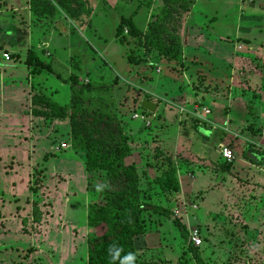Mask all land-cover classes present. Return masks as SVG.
I'll return each instance as SVG.
<instances>
[{"label": "rangeland", "instance_id": "1", "mask_svg": "<svg viewBox=\"0 0 264 264\" xmlns=\"http://www.w3.org/2000/svg\"><path fill=\"white\" fill-rule=\"evenodd\" d=\"M61 1L62 4H58L57 0H36L34 9L41 16L38 18L43 20H47L53 12L58 13L60 18L57 21L64 22L56 23L57 27H55L60 35L68 34V39L62 42H59L57 35L55 36L56 42L63 48L59 54L62 55L66 49L67 56L58 57L55 56L56 52H53L49 58L44 59V63L50 64L53 69L51 77L53 80L56 79L61 87L58 84L53 87V81L49 82L48 79L41 84L45 86L47 93L51 94V91L55 89L54 91L59 93L57 101L64 107L59 109L58 105L50 103V99H45L41 92L42 98L37 95L33 96L48 105L43 108V113L49 115V121L39 122L41 131L45 129L46 132L42 133L38 141H33L36 143L33 152H30L31 138L24 136L25 123H22L23 127L19 126L21 130L19 131L18 128L15 130L13 127L21 123L0 122V264H88V240L91 236L102 233L101 229L89 227L88 214L94 206H101L100 204L105 203L95 190L100 193L106 180L104 176L90 180V175L85 169V153L82 150H75L72 146L71 118L73 115L79 117L85 115L88 119H93L95 115L93 112L102 109V112L105 110L106 113L112 114H109L110 116L116 115V119L122 124L123 131L126 133V128L123 126L125 117L131 122L140 121L133 119V116L140 114V111H136V105L129 103L126 97L128 95L131 97L134 92H139L138 89H144L147 86L145 81L142 83L139 79H132L129 74V71H133L134 68L127 63L126 57L130 51L126 46L131 45L134 48L135 45L131 40L132 35L128 33L131 32L128 30L130 28L125 24L123 25L124 34H126L124 42H127V45L118 44L119 37L115 41V30L119 22L132 16V20L138 26L135 27L145 32V28L150 27V21L161 19V11L160 13L158 11L166 5L164 9L173 11L169 21H189L190 23L187 26L190 44H188L187 52L194 51V48L210 52L208 57L198 54V57L203 59L202 61L210 65L203 62L201 68L195 69L207 72L209 66L217 68L215 71H209L210 77L213 78L220 72L228 73L224 64L230 61L234 54L238 57L247 56L254 52L260 53L262 50L260 48V50L253 51L245 47L244 51L238 52L237 45L238 39L245 37V33L239 32V29L250 26L252 21H259L253 19L257 18V14H264V0L253 2L249 0H196L190 16L183 11L188 3H179L181 6L178 9L174 0H79L74 3L71 0ZM81 2L87 8H91L90 17L82 13L70 19L68 17L70 14L66 15L62 11L63 5L70 4V9L74 13L80 12L82 11L80 10ZM3 4L0 0V39L10 36L6 24L10 26L11 21L23 20L17 12L10 10V7L3 9ZM181 7L184 8L181 9ZM64 29H67L66 32ZM41 36H47L45 30ZM41 49H44L47 54L45 47ZM2 50L3 48L0 47L1 52ZM139 51L140 54L135 53L142 59L139 68L146 76L149 89L154 87L153 93L164 99L163 95L172 97L174 86L187 85V81L182 77L178 80L165 68L161 69V74L156 73L161 65L157 63L168 61V59L166 60L156 51L148 50L147 47H140ZM21 59L14 56L9 58L10 63L26 64L28 57ZM77 68L80 70H76ZM175 68H172L175 73H181L184 66L177 65ZM195 69L191 71L196 72ZM41 74L48 73L42 72ZM73 74L77 75L84 84L91 83L96 87H107L111 90L70 92V77ZM173 80H175V85ZM36 82L39 80L37 79ZM158 82L163 84L162 90ZM149 89L146 90L149 91ZM74 95H77L76 105L71 102ZM30 96L33 99L31 94ZM165 101L170 103L169 99ZM163 105L168 108L166 104L163 103ZM25 107L30 111L31 107L28 105ZM23 109L25 110L24 107ZM260 112V121L254 125L255 129L250 126L255 136L264 129V116H262L264 115V101H261ZM180 116L184 117L182 122H178L179 131H182L180 133H189L191 140L192 138L197 139L198 142L199 138L204 142L205 139L197 134L198 130L204 135L206 132L204 126L198 129L200 124L204 123L201 118H196L188 112L181 113ZM202 118L205 116L202 115ZM210 118L217 125H223V122L227 120L220 108L214 106ZM54 119L62 121L64 125H60L59 128L58 122ZM150 119L151 126L145 127L147 132L143 136H136L135 144L131 147L132 158L126 159L125 163L127 165L141 163L142 165L138 203L168 211L171 218L168 220L154 216V221L148 224L145 235L135 242L139 259L154 264H196L188 250L187 243L181 238L173 224V221H179L186 227L189 233L188 240L198 249L205 264H264V188L261 191L260 202L252 193H249V190L247 191L249 194L241 197L246 202L244 206L243 203L240 205L242 209L247 207L246 205L260 208L257 218L252 217L254 215L252 208L245 213L231 211L228 209L231 203L226 202L221 193L210 196L211 194L205 191L210 187L200 189L199 194L198 192L192 194L194 190L188 193L186 190L183 193L180 190L179 194L172 197L163 194L160 183L156 181L165 173V170H159L158 165L167 159L163 156L172 154V143L170 138L167 139L166 135H163L164 119L161 118V122L156 124L155 120ZM168 121L172 122V119ZM173 124L177 126L174 121ZM32 125L35 129L36 125ZM56 125L58 127H55ZM217 132L221 131L217 130ZM211 142H214L213 138H210ZM61 143L68 145L67 150H58ZM222 143L234 151L236 159H243L241 153L248 145L250 153L258 156L264 155L259 147L248 142L238 144L231 142L230 144L227 139ZM208 146L209 149L210 145ZM140 149L142 153L139 152ZM213 150H207L204 156L211 158ZM186 157L188 156L179 158L177 162L172 159L174 166L182 165ZM223 160L219 156L214 163L215 167L210 165L213 163H210L208 159L201 160L200 162L204 163L201 166L196 164L197 168L206 175L207 170H211L212 176L218 182L215 184L216 189L227 188L229 183L226 179L230 176L234 177L227 171L229 163ZM187 161L186 159L185 162ZM208 163L210 164L205 166ZM147 164L158 172L144 170ZM251 165L256 168L259 166L252 163ZM261 168L259 170L262 171L263 176L260 178L263 180L256 178L258 175L255 174L256 170L251 172L244 168L243 173L246 178L240 173L243 179L241 181L254 178L257 179L255 180L257 183L264 185V169L261 170ZM194 171L184 172L187 176L186 181L190 183V189H194L192 184L194 186L195 176H201L195 168ZM204 177L206 180L209 179L207 176ZM201 195L207 197L208 200L203 203L204 198ZM35 207L38 212H41V221L37 223L33 213ZM201 213L204 215L203 219H199ZM194 235L200 241L199 246L191 240Z\"/></svg>", "mask_w": 264, "mask_h": 264}, {"label": "crops", "instance_id": "2", "mask_svg": "<svg viewBox=\"0 0 264 264\" xmlns=\"http://www.w3.org/2000/svg\"><path fill=\"white\" fill-rule=\"evenodd\" d=\"M188 1L191 2V8L187 12L188 16H190L191 10L196 0ZM249 1L253 2L254 0ZM2 3H4L2 6L3 9H9L7 7H10V10L17 12V15L20 16L23 20L11 21L12 25L10 24V26L6 24L5 26L6 28H8V33L10 36L6 37L8 40L6 38L0 39V47L3 48L2 52L0 51V122L3 121L2 123H21L13 127L15 130L17 128L19 129V126L21 127L22 123H25L26 127L24 136L27 135L29 138H31L30 143L32 149L30 148V152H33V148L36 144L33 143V141H38L42 133L46 132L45 129L41 131L39 122L41 120H43V122H47L49 121V118H42L34 116L32 114L34 104L32 102L30 94L32 95V97L35 95L43 97L40 95L41 92L45 96V99H50L49 101L51 103H54L59 107H64V105H60V103L57 101L59 93L57 91L55 92V89H53L50 94V92H45V86H41L42 82H44L46 79H48L49 82L53 81V87H55L56 84L61 87V84H59L56 79L53 80V78L51 77L52 75L50 74H41L40 76L33 75L32 68H29L25 63H10V60L6 61L3 59V54H8L10 57H20V59L22 58L21 60H23V58H27L30 53H33L43 62L44 59L49 58L50 55L53 54V52H56L57 55L55 56L65 57L67 56V51L66 49H64V53L62 55L59 54L63 50V48L58 42H56L55 36L57 35L60 40L59 42H62L68 39V34L65 33L66 35H60L56 29V23L64 22L57 21L60 18L58 13L53 12V15L51 17H49L47 20H43L42 18H38L33 15L29 7V0H2ZM257 15V18L253 19H258L259 21H252L250 23V26L239 29V32L245 33V37H241L238 39L239 42L237 45V51H244L245 47H248L249 49H253V51L256 49L260 50L261 48V52H254V54L252 53L248 54L247 56L239 57L237 54H234V57L232 56L233 58L230 59V61H226L224 64L225 70L228 73L224 74L223 72H220L217 76L215 74V78L210 77L209 71H215L217 68H210L209 66L207 72H204L201 69H195L201 68L203 62H205L202 61L203 59H200L198 57V54L208 57L210 55V52L204 49L200 50L199 48H194V51L187 52L190 45L188 40L189 32H187V26L190 23L189 21H180L181 58L178 62L170 60L158 62L157 64L160 63L161 65L160 70L156 71V73H160L161 69L165 68L172 76H176L178 80L182 77V79L187 81V85L174 86L173 93L171 94L172 97H165V95H163L164 99H162V97H160L158 94L153 93L152 89L154 87L152 89H149L150 86H148L149 84H147L146 76L141 73V69L139 68L142 62L139 65L130 64L131 67L134 68L132 69L133 71H129L132 79H139L142 83L145 81L147 86L144 87V89H138L139 92H134L131 97H129V95L126 97L127 101L136 105V107L138 104L141 105L143 101H148L156 106V111L155 113H151L149 120L143 116L144 121L131 122L132 127L129 129L128 133L129 135H131L133 140H136V136H143L147 132L146 128L142 133H138L136 131L138 127L141 126V122H145V127H150V118H152V120H155V124L159 123V121L161 122L160 119L163 118L165 121V124L163 123L165 125L163 135H166L165 137L167 139L170 138V142L172 143L171 149L174 151V153L172 151V154H170L169 156L172 157L175 162H177L179 158H183V156L185 155L188 156L184 159L185 161L186 159L188 161H184L182 165L180 164V166H178L179 170L177 171L180 190H182V193L185 192V190L186 193L194 190V192H192V194H194L200 189L202 190L206 189V187H210L205 191L208 192V194H211L210 196H215L217 193H221V196H224L226 202L231 203V207L228 208L231 211L235 210L237 213H245L250 211V208H252V214H254L252 216L253 218L258 217L260 208L257 209V207L255 206L252 207L246 205L247 207H244L242 209L240 205H242L243 203L244 206V203L246 202L241 197L244 194L247 195L249 193H252L253 196H255L256 199L258 198V201L260 202V196L262 194L261 191H263L262 188H264V185L262 183H257V181L255 180H260V176H263L262 171L260 172L259 170V168L261 167L257 166L258 168H256L244 159H236L234 151L229 147L232 152L233 159L231 162H228L230 168L227 171L234 175V177L230 176V178L226 179L229 183V185L226 186L227 188L216 189L215 184H217L218 182H216V180L212 176L211 170L208 169V173L206 175V173L197 168L196 164L198 166H201L204 163L200 161L208 159L210 163L213 164L208 163L205 164V166H208L209 164L214 166V163L217 161L218 157H221L218 147L223 143L221 141L218 142L217 140H215L214 134L215 132H217V130L223 132V139H228V142L230 144L248 142L251 145L259 147L260 152L264 153V136H262L264 129H262V131L257 136L253 135V132L250 129V126L251 128L253 127L255 129L254 125H256L258 121H260V104L261 101H264V14L259 13ZM132 22L136 27H138L134 21ZM150 22L152 23L154 21ZM148 29V27L145 28V32L141 29L138 30L146 34L148 32ZM43 30H45L47 36H41ZM224 40H226V38ZM41 47H45L47 54H45L44 49H41ZM135 53L140 54V51L136 50ZM165 59L167 60V58ZM205 64L210 65L208 62H205ZM177 65L180 67L184 66L181 73H175L172 70V68L176 69L175 67ZM192 69H195L196 72H192ZM37 79L39 80V82H36ZM172 82L174 85L176 84L175 80H173ZM253 82L254 84H252ZM158 83L161 84L160 90H162L163 84L161 82ZM156 87L159 88V86ZM145 88H148L149 91H147ZM165 99H169L170 103H167ZM163 103L166 104L168 108L163 105ZM27 105L28 107H31L30 111L25 107ZM213 106L220 108L223 115H226L227 120L223 122V125H217V123L210 118ZM23 107L25 108V110L23 109ZM187 112L190 115L195 116L196 118H201L202 122H204L203 125L200 124L198 129L204 126V130H206L205 135L199 133V130L197 129V134L201 135V137L205 139L204 142L199 138V141L197 142L196 137V140H194L193 138L191 140V136L189 135V133L181 134L182 131H179L178 122H182L184 119V117L180 116V114H184ZM202 115L205 116V118H202ZM170 119H172V122L168 121ZM54 121L58 122L59 128L60 125H64L62 121H59L57 119H54ZM173 121L177 123V126L173 124ZM29 123L31 124L30 126ZM32 124L36 125L35 129L32 127ZM55 127L58 126L56 125ZM19 131L21 130L19 129ZM210 138H213L214 142L210 143ZM134 144L135 142L133 141L131 146H134ZM208 145H210L209 149ZM207 150L214 151L211 154V158H207L204 156ZM140 151L142 153V149H140L139 152ZM194 168L195 170H198L200 172L201 176H195L194 186L192 184V187H194V189H190V183L186 181L187 176L184 174V172L194 171ZM244 168H247V171L251 170V172L253 170H256L255 174H258L256 177L257 179L252 178L250 180L244 181L245 183L242 182L241 180L243 179L240 177V173L244 174ZM246 174L248 173L246 172ZM203 175L207 176L209 179L206 180ZM248 190L249 193H247ZM199 193L200 192H198V194ZM202 198H204L203 203L208 200V198L205 196H203ZM235 205L237 206L235 207ZM203 218L204 215H202L201 213L199 219Z\"/></svg>", "mask_w": 264, "mask_h": 264}, {"label": "trees", "instance_id": "3", "mask_svg": "<svg viewBox=\"0 0 264 264\" xmlns=\"http://www.w3.org/2000/svg\"><path fill=\"white\" fill-rule=\"evenodd\" d=\"M35 1L36 0H29V7L33 15L38 17V12L34 9ZM77 1L79 0H71L72 3ZM174 1L177 3L178 9L181 6L179 3L187 2L188 6L183 10L186 13L191 8V2L188 0ZM57 3L62 4V1L57 0ZM80 6V10H82L80 12L74 13L70 9V4L63 5L62 11L66 13V15L70 14L68 16L70 19L76 18L82 13L90 17L92 14L91 8H87L83 2L80 3ZM165 6L166 5H164V7ZM164 7L158 11L159 13L161 11V19H159V21L156 19L152 22L146 34L135 27L132 22V16L121 21L117 26L115 38L116 41L120 38L117 42L122 46L127 45V42H124V36H126V34H124L123 25L129 26L130 29L128 30L131 31L128 33L132 35L131 40L134 42L135 47L133 48L131 45L126 46L130 51L127 56L128 64L139 65L142 62V59L135 55L136 50H140V47H147L148 50H154L170 61L178 62L180 60V21H169L173 11L164 9ZM183 8L184 7H181V9ZM52 15L53 13L47 18ZM26 65L32 68L33 75H39L42 72L48 74L53 73L51 65L41 61L33 53L29 54ZM76 70H80V68ZM115 82H117V80ZM70 89L74 92L77 90L97 92L111 90L107 87H96L91 83L84 84L75 74L70 77ZM76 96L77 95H74V99L71 101L72 104L75 105L78 103L77 100H75L77 98ZM37 99L36 97L32 99L34 104L32 114L42 118H49V115L43 113V108L48 107V105H45L42 100ZM60 108L62 109L63 107H59V109ZM136 111H140V114L146 119L151 116V113L143 110L140 104L137 105ZM93 113H95L93 119H88L85 115H82V117L73 115L70 124L72 146L75 150H82L85 153V169L90 175V180L97 179L100 176H104L106 180L103 186L101 185L100 193L94 189L97 195L100 194V197H102L105 203L100 204L101 206H94V209L91 208L88 214L89 227L102 230L100 235L91 236L88 240V264H121L123 258L128 253L135 254L136 260L134 264H154L139 259L135 242L138 238L145 235L147 226L154 221L155 215L168 220L171 218V215L168 211H164L160 208L138 203L139 184L141 183L140 170L142 165L141 163H138V165H127L125 163L126 159L132 158L133 151L131 144L135 140H133L128 133L129 129L132 127L129 118L125 117L124 120L123 126L126 128L125 133L121 126L122 124L116 119V115L110 116L112 114L109 112L106 113L105 110L102 112V109H98V111H94ZM143 130H145V122H141V126L138 127L137 132L141 133ZM223 135L224 134L220 132H215V140L223 142ZM248 148H250L249 145L244 148L241 157L249 163L259 165L264 169V155L260 154L258 156L254 153H250ZM163 157L167 159H165L162 164L158 165V169L165 170V173L162 174L161 172L162 175H159L160 177L156 182L160 183L161 192H163V194L172 197L179 194L180 191V183L177 175L178 166H174L172 157ZM142 160L144 161V159ZM228 167L230 168L229 164ZM229 168H227V170H229ZM144 170L158 172L155 171L154 167L148 164ZM155 178L152 182H154ZM117 184L120 185L117 186ZM169 193L172 194L169 195ZM33 213L35 222H40L41 212H38L35 207L33 208ZM23 223L25 225L24 220ZM173 224L178 230L181 238L187 243L188 250L195 263L205 264L198 249L188 240L189 233L186 227L179 221H173ZM117 248L120 249L118 256L114 255L115 249ZM110 249H113V251L110 252Z\"/></svg>", "mask_w": 264, "mask_h": 264}, {"label": "built area", "instance_id": "4", "mask_svg": "<svg viewBox=\"0 0 264 264\" xmlns=\"http://www.w3.org/2000/svg\"><path fill=\"white\" fill-rule=\"evenodd\" d=\"M9 58H10V56L8 54H5V53L3 54V59L4 60H7L8 61ZM133 119H137V120H140V121H144L143 115H140V114H138V115L135 114L133 116ZM262 136H264V132L262 133ZM67 148H68V145L67 144L61 143L60 144V148L58 150L65 151V150H67ZM218 148H219V152H220V155H221L222 159H224L227 162H231L232 159H233V156H232V152H231L229 146H227L225 144H220ZM191 240L197 246L200 245V241L198 240V237L197 236L194 235Z\"/></svg>", "mask_w": 264, "mask_h": 264}, {"label": "clouds", "instance_id": "5", "mask_svg": "<svg viewBox=\"0 0 264 264\" xmlns=\"http://www.w3.org/2000/svg\"><path fill=\"white\" fill-rule=\"evenodd\" d=\"M109 251L112 252L113 249H110ZM119 251H120V249H118V248L115 249L114 255H117V256H118V255H119ZM135 260H136V256H135V254H133V253H128V254L123 258L121 264H134Z\"/></svg>", "mask_w": 264, "mask_h": 264}, {"label": "water", "instance_id": "6", "mask_svg": "<svg viewBox=\"0 0 264 264\" xmlns=\"http://www.w3.org/2000/svg\"><path fill=\"white\" fill-rule=\"evenodd\" d=\"M141 108L148 113H155L156 111V106L148 101H143Z\"/></svg>", "mask_w": 264, "mask_h": 264}]
</instances>
